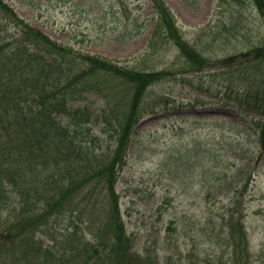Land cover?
<instances>
[{
    "label": "rangeland",
    "instance_id": "374dc122",
    "mask_svg": "<svg viewBox=\"0 0 264 264\" xmlns=\"http://www.w3.org/2000/svg\"><path fill=\"white\" fill-rule=\"evenodd\" d=\"M148 1L34 0L35 13L19 3L17 8L33 25L84 52L138 69L169 67L175 72L174 78L150 87L145 108L157 100L164 103L157 112L152 107L144 112L119 170L116 188L132 251L150 252L160 264L195 262L200 252L219 255L225 241L224 217L243 211L252 258L264 264V144L259 128L263 117L238 104L245 88L263 84L264 64L246 54L264 49V18L252 0H164L185 38L209 59L198 70L173 43L158 50L148 46L154 29ZM126 8H135L132 16L147 17L138 35L125 29ZM231 56L236 57L234 63L225 60ZM73 105H88L96 114L106 106L97 92ZM58 118L68 121L67 116ZM90 125L91 132L79 138L85 150L83 164L89 169L91 162L111 155L116 143L115 128L101 118ZM80 160L76 155L74 161ZM90 197L84 208H97L95 191ZM23 207L11 201L3 216L6 223L12 224ZM70 215L69 211L41 225L35 238L59 250L67 243L68 228L77 231L78 239L93 238L97 229L89 230L88 217L81 222Z\"/></svg>",
    "mask_w": 264,
    "mask_h": 264
},
{
    "label": "trees",
    "instance_id": "16d2710c",
    "mask_svg": "<svg viewBox=\"0 0 264 264\" xmlns=\"http://www.w3.org/2000/svg\"><path fill=\"white\" fill-rule=\"evenodd\" d=\"M17 1L0 0V264H22L21 258L27 259L26 264H160L150 252L132 251L116 184L135 127L148 107L157 112L164 103L157 100L145 108L150 87L174 78V70L138 69L79 50L33 25L27 20L28 12L25 18L16 10L19 3L35 13L34 0ZM252 1L264 18V0ZM148 7L154 13L150 48L158 50L172 42L194 69L209 64L185 38L164 0H149ZM134 9H123L125 29L138 35L147 17L132 16ZM99 12L103 13L101 7ZM250 54L264 64V49L246 55ZM225 60L234 63L236 57ZM244 91L240 104L264 117V79L259 88ZM91 92L105 100L100 114L88 105H73ZM60 115L68 121L63 123ZM100 118L115 128V148L106 158L91 162L89 169L83 164L85 150L79 138L90 133V123ZM259 128L264 144V118ZM76 155L80 162L74 161ZM94 191L98 207L84 208ZM14 200L24 204L18 218L14 216L15 231L3 218ZM69 211L81 222L88 217L89 230L97 229L93 238L78 239L77 231L68 228L67 243L56 252L51 242L35 238L41 225ZM244 218L243 211L224 217L221 254L201 256L200 252L195 262L179 264H262L252 258ZM51 238L60 243L54 233ZM92 249L100 255L91 254Z\"/></svg>",
    "mask_w": 264,
    "mask_h": 264
}]
</instances>
